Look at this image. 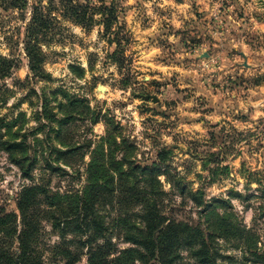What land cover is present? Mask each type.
Returning <instances> with one entry per match:
<instances>
[{"label":"rangeland","instance_id":"1","mask_svg":"<svg viewBox=\"0 0 264 264\" xmlns=\"http://www.w3.org/2000/svg\"><path fill=\"white\" fill-rule=\"evenodd\" d=\"M91 1L115 3L127 37V70L111 61L109 54L116 45L103 36L98 21L91 28L62 21V32L43 46L44 67L52 79H33L23 47L24 19L17 11L0 9V54L18 60L12 76L3 81L8 91L0 101L2 121L12 123L18 139L25 135L29 142L41 105L35 95L29 96L33 88L39 93L58 89L78 98L101 120L78 121L76 139L98 140L115 126L118 140L135 147L131 159L142 165H152L167 150V167L186 176L193 189L201 188L205 201L230 199L227 211L258 229V246L264 252V0ZM72 65L82 67V73ZM146 95H155L158 101ZM95 145L85 151L80 178L68 166L64 168L71 175L53 174L54 191L84 187ZM122 156L123 151L116 154L117 159ZM218 165L227 169L218 170L213 178ZM159 178L170 190L165 176ZM31 182L0 145V206L16 210L18 194ZM236 192L242 196L235 197ZM171 198L175 217L207 226L204 206L179 195ZM56 240L55 235L48 237L49 243ZM219 245L224 255L219 263L261 264L234 242L219 240ZM181 254L179 264H197L186 250ZM85 262L86 257L81 264Z\"/></svg>","mask_w":264,"mask_h":264},{"label":"trees","instance_id":"2","mask_svg":"<svg viewBox=\"0 0 264 264\" xmlns=\"http://www.w3.org/2000/svg\"><path fill=\"white\" fill-rule=\"evenodd\" d=\"M0 9L17 11L24 19L23 47L33 79H52L44 67L47 54L43 46L50 45L62 32V21L85 28L98 21L104 28L103 36L116 45L109 54L111 61L121 70L128 68L124 55L127 37L122 33L115 3L0 0ZM96 14H100L97 19ZM17 65L18 60L0 54V101L8 91L3 81L12 76ZM72 68L78 74L83 71L79 65ZM32 95L41 105L35 112L37 125L31 131V141L25 135L19 140L20 135L11 131L13 124L0 118L2 149L32 181L18 194L16 210L8 212L0 206V264H81L84 257V264H179L183 250L197 264H223L218 262L224 256L219 253V240L234 242L250 254L254 263L264 264L258 229L239 222L234 213L227 211L229 198L205 201L201 188L193 189L186 176L167 167V150H162L152 165H142L131 159L135 147L126 139L118 140L115 126L98 140L87 138L81 142L76 139L77 122L96 124L101 120L99 113L58 89L39 93L33 88ZM104 120L110 123L107 117ZM2 126L8 133H3ZM95 142L84 187L76 192L54 191L50 187L53 174L71 175L64 166L72 168L77 178L82 176L80 162ZM120 151L123 156L117 159ZM226 169L215 167L213 178H217L218 170ZM160 176H165L170 190L165 189ZM172 195L204 206L207 226L175 217L169 205ZM109 216L113 217L107 220ZM52 235L57 240L49 243ZM118 240L130 246L120 247Z\"/></svg>","mask_w":264,"mask_h":264},{"label":"water","instance_id":"3","mask_svg":"<svg viewBox=\"0 0 264 264\" xmlns=\"http://www.w3.org/2000/svg\"><path fill=\"white\" fill-rule=\"evenodd\" d=\"M146 98H152L155 102L158 101V97L155 95H146Z\"/></svg>","mask_w":264,"mask_h":264}]
</instances>
